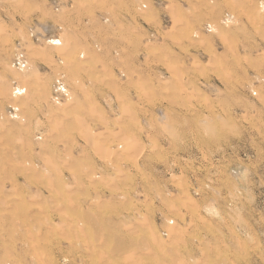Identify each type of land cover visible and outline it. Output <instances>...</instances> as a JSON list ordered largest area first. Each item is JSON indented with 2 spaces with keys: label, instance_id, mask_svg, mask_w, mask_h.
I'll return each mask as SVG.
<instances>
[{
  "label": "rangeland",
  "instance_id": "374dc122",
  "mask_svg": "<svg viewBox=\"0 0 264 264\" xmlns=\"http://www.w3.org/2000/svg\"><path fill=\"white\" fill-rule=\"evenodd\" d=\"M263 8L264 0H0V264H104L139 233L117 218L127 200L138 203L135 220L164 231L167 217L186 213L175 200L181 186L204 206L206 228L172 241L178 260L264 264ZM149 82L159 85L154 99L139 97ZM18 86L26 93L16 97ZM57 99L72 105L54 112ZM87 125L98 150L119 148L131 160L122 161L120 198L104 184L119 157L105 161L87 146L74 151L87 149L86 165L72 166L67 144ZM99 199L112 223L90 229L72 206ZM153 258L135 264L164 260Z\"/></svg>",
  "mask_w": 264,
  "mask_h": 264
},
{
  "label": "bare ground",
  "instance_id": "6f19581e",
  "mask_svg": "<svg viewBox=\"0 0 264 264\" xmlns=\"http://www.w3.org/2000/svg\"><path fill=\"white\" fill-rule=\"evenodd\" d=\"M235 1V0H234ZM171 5V4H170ZM263 7V6H262ZM196 8V7H195ZM146 9V8H145ZM66 10V9H65ZM68 10V9H67ZM66 10V11H67ZM197 10V9H196ZM243 10V9H242ZM262 10V9H261ZM260 10V11H261ZM263 10H264V8H263ZM66 11H63V12H66ZM145 11V10H144ZM172 11V10H171ZM259 11V12H260ZM62 12V13H63ZM65 15V14H64ZM173 17V16H172ZM249 17V16H248ZM177 19V18H176ZM182 20V19H181ZM180 20V21H181ZM179 23H182V22H179ZM226 23H228V22H226ZM231 23V22H230ZM233 24V23H232ZM41 26H43L44 28H49V24H43V25H41ZM173 26V25H172ZM38 27V26H37ZM175 27V26H174ZM209 27L210 28H212L213 30H215L214 28H216V26L215 27H213V25H211V24H209ZM228 27H229V25H228ZM212 30V31H213ZM219 30V29H218ZM218 32V31H217ZM41 33V32H40ZM67 33V32H66ZM220 33V32H219ZM63 35H65L64 33H63ZM63 35H61V36H63ZM68 35V34H67ZM67 35H65V36H67ZM184 35V34H183ZM197 35L198 34H195L194 32H188V33H186V35H184L183 37L184 38H186V39H192V38H194V37H197ZM64 37V36H63ZM199 37V36H198ZM61 39L63 40V39H66L65 37L64 38H62L61 37ZM61 39H50L51 40V43L53 44V45H62L65 41H62ZM49 40V41H50ZM199 41V40H198ZM228 41V43H231L232 42V39H229V40H227ZM226 41V42H227ZM48 42V41H47ZM67 42V41H66ZM69 42V41H68ZM181 42V41H180ZM70 43V42H69ZM66 43H64V45H65ZM71 44V43H70ZM70 44L68 45L67 44V47H70ZM66 46H65V48H67ZM55 48V47H54ZM58 48H59V54H60V52L62 53V51L64 50L63 49V47L61 48L60 46H58ZM61 48V49H60ZM176 49V48H175ZM65 51H67V49L65 50ZM188 51V50H187ZM64 52V51H63ZM236 52V51H235ZM65 53V52H64ZM234 53V52H233ZM58 54V55H59ZM261 54V53H260ZM60 56V55H59ZM63 56V55H62ZM83 56V55H82ZM65 57V56H64ZM63 57V58H64ZM62 57H61V61H62V63L63 62H65L66 60L65 59H63ZM66 59H67V57H66ZM66 63V62H65ZM196 64V63H195ZM25 65V64H24ZM35 65V64H34ZM23 66V65H22ZM31 66V65H30ZM193 66H194V61H193ZM25 67V66H24ZM31 68V67H30ZM32 69V68H31ZM25 70V69H24ZM74 72H75V69L72 67V68H70L69 69V73H70V75H71V77H73V74H74ZM18 75V74H17ZM227 75V74H226ZM230 75V74H229ZM228 76V75H227ZM229 77V76H228ZM18 78V77H17ZM25 78V77H24ZM44 79V78H43ZM26 80H29V79H26L25 78V81ZM32 80V82H33V79H30V81ZM30 81L29 82H27V83H30ZM40 81V80H39ZM31 82V83H32ZM60 82V81H59ZM77 82V81H76ZM30 83V84H31ZM50 83V82H49ZM38 85H39V83H37ZM64 84V83H63ZM78 84V83H77ZM80 84V83H79ZM78 84V85H79ZM32 86V85H31ZM33 87V86H32ZM208 87H209V85H208ZM211 87V86H210ZM34 88V87H33ZM41 88V87H40ZM61 88V87H60ZM212 88H213V86H212ZM216 88V87H215ZM214 88V89H215ZM34 89H37L36 87L34 88ZM61 89H64V92H65V95L68 97V100L71 102V103H73L72 102V100H73V96H72V93L70 92V90H68L64 85H63V87L61 88ZM57 90V89H56ZM84 90V89H83ZM159 90V85L157 84V83H155V82H149L148 84H146V86H144V88H141V90L139 91V93H138V96L139 97H144V98H151V99H154L153 97H155V93L157 92ZM25 94L26 93V89L25 88H22V87H20V86H18V87H16L15 89H14V91H13V94L15 95H22V94ZM28 93V92H27ZM29 94V93H28ZM15 95V96H16ZM17 97V96H16ZM26 97H28L27 95H26ZM31 98V97H30ZM36 98V97H35ZM19 99V98H18ZM20 101V100H19ZM60 100L59 99H57L56 100V106H55V108H54V112H58L60 109H63V107H67L68 105H72V104H66L65 102H59ZM74 101V100H73ZM30 102V101H29ZM35 102H33V104H34ZM58 103V104H57ZM32 104V105H33ZM41 104V103H40ZM94 106V105H93ZM141 108H143V107H141ZM31 109V108H30ZM29 109V110H30ZM90 109V108H89ZM92 109H96V107H93ZM76 111V110H75ZM91 111V110H90ZM98 111V110H97ZM97 111H93V113L94 114H97L96 112ZM79 114V113H78ZM55 116V115H54ZM53 116V117H54ZM48 117H50V116H48ZM47 117V118H48ZM79 117V116H78ZM21 118H23V120H24V117L22 116ZM65 118V117H64ZM66 118H68V116L66 117ZM76 118H77V116H76ZM63 119V118H62ZM82 119V118H81ZM80 119V120H81ZM20 120V119H19ZM22 120V119H21ZM85 120V119H84ZM83 119H82V121H84ZM25 121V120H24ZM50 121V120H49ZM64 120H62L61 122H63ZM77 121H78V118H77ZM40 122V121H39ZM60 122V123H61ZM69 122V121H68ZM0 123H2L1 121H0ZM84 123V122H83ZM164 123H165V121H164ZM39 124V123H38ZM63 124V123H62ZM169 123H167V125H168ZM25 125V124H24ZM56 125H58V128H61L62 127V125H61V127H60V124H56ZM137 125V124H136ZM165 125H166V123H165ZM167 125H166V127H167ZM80 126H82V125H80ZM88 126V125H87ZM170 126V125H169ZM168 126V127H169ZM91 127L92 126H88V127H82V128H84L83 129V131L81 130L80 132L82 133V140H76V138L75 139H73V140H71V142H69L68 144H67V147H66V151H67V154H71V157L73 158V163L71 162V160H70V162L72 163V166L73 167H82V166H85L86 165V162L89 160V154L87 153V149L86 150H84V151H86V152H84V151H82V152H78V154L76 153V154H74V151H78V150H82V149H84L85 147H87V146H90L93 150H95V149H97L96 151H94V152H96V153H100L99 151H101V153H102V150H98L99 149V147L98 146H100L99 144H98V142H97V140H96V138H95V135L93 134V132L94 131H92V129H91ZM167 127V128H168ZM5 128V127H4ZM163 129H166L165 127H163ZM5 130V129H4ZM49 133V132H48ZM56 133V132H55ZM102 136H103V134L105 135V133H100ZM101 135H99V137H101V138H103ZM64 137H66V138H64V140H69V139H71L70 138V136L68 135V134H65V136ZM69 137V138H68ZM104 137H106V136H104ZM45 141H46V139H45ZM100 141V140H99ZM41 144V143H40ZM42 144H43V142H42ZM113 145V144H112ZM45 146V145H44ZM43 146V147H44ZM101 147V146H100ZM103 147V146H102ZM65 148V147H64ZM57 149V148H56ZM45 150V149H44ZM43 150V151H44ZM42 151V152H43ZM98 151V152H97ZM87 153V154H86ZM95 153V154H96ZM100 153V154H101ZM43 154V153H42ZM46 154V153H45ZM48 154V153H47ZM97 154V155H98ZM65 155V154H64ZM7 156V155H6ZM48 157H49V155H47ZM46 156V157H47ZM60 155H58V157H59ZM113 156H117V157H119L118 158V164L115 166V168L113 169V171H112V173H111V175H110V178H111V181L110 182H108V181H105V185H107L108 186V188H111V189H113V193H114V198H120V197H122V196H124L125 194H126V192H127V190L125 189V188H123L122 187V185H123V182H121L119 179H120V177L124 174V169H123V164H122V161H124V160H128V158H126L125 156H123V153L122 152H120L119 151V148L118 149H112V148H104V150H103V154H101V157L100 158H102L103 160H107L108 158H111V157H113ZM71 157H69L67 160H69V159H71ZM51 158V157H50ZM46 159V160H48V162H51V159ZM62 158V157H61ZM63 159V158H62ZM66 159V158H65ZM111 159H113V158H111ZM50 160V161H49ZM54 160V159H53ZM102 160V161H103ZM64 161V160H63ZM128 161H131V160H128ZM133 161V160H132ZM47 162V161H46ZM47 162V163H48ZM62 162V161H61ZM68 162V161H67ZM66 161H65V164L67 163ZM55 163V162H54ZM63 163V162H62ZM69 163V162H68ZM51 164H52V162H51ZM64 164V163H63ZM55 165V164H54ZM53 164H52V166L53 167H55ZM27 166V165H26ZM69 166V165H68ZM45 168V167H44ZM43 168V169H44ZM71 168V167H70ZM86 168V167H85ZM51 169V168H50ZM57 170H58V168H56ZM55 169V170H56ZM26 170H27V168H26ZM29 170V169H28ZM138 170H140V169H138ZM25 171V170H24ZM64 171V170H63ZM90 171V170H89ZM26 172V171H25ZM47 172H49V171H47ZM51 172V171H50ZM28 173V172H27ZM50 174V173H49ZM88 174V173H87ZM86 174V175H87ZM98 174H100L98 171H94V172H91L90 173V176H93V178L95 177L96 178V176H98ZM85 175V174H84ZM52 176V175H51ZM173 176H174V174H173ZM176 176V175H175ZM185 176V175H184ZM220 176V175H219ZM177 177V176H176ZM103 178V177H102ZM144 178V177H143ZM175 178V177H174ZM181 178V177H180ZM105 179V178H104ZM175 179H179V177L178 178H175ZM175 179H174V182H175ZM183 179V178H182ZM96 180V179H95ZM78 181V180H77ZM93 181H94V179H93ZM102 181H103V179H102ZM134 181V179H130V181L129 182H133ZM82 182V181H81ZM182 182V181H181ZM91 183V182H90ZM78 184H79V182H78ZM92 184V183H91ZM182 185V184H181ZM180 185V186H181ZM89 186V185H88ZM150 187V186H149ZM182 187V191H181V193H180V195H178L176 198L177 199H175V200H180L181 199V202H183L185 205V207H186V213H184V214H180V216H179V218L178 219H174V218H170V217H167V219H166V229L164 230V231H155V232H152V230H150L149 229V224H151L149 221L148 222H146L147 220V218L146 217H144L145 218V220L142 218V217H140V219H137V220H135V215L133 216V209L135 208V209H137V206H136V203L137 202H135L132 198L131 199H125V200H127V203H126V201H125V203L128 205H126V207H125V205H123L124 206V209H125V211H126V213H125V215H118L117 216V218H119L120 220H121V224H123L124 226H127V224H129V226H135V227H138L137 229H138V231H139V233H138V231L136 232V233H138L137 234V237H136V239H134V241L131 243V244H129V245H126V246H124V247H122L121 249H119L117 252H115V255H113L112 256V258H110V259H105L104 260V264H135V262H137V260L139 259V258H141V257H143V255H154V258H155V255L157 256V257H164V260H163V258H162V262H161V264H188L189 262H184V261H182V260H184V258L182 257H180V256H178V258H180L179 260L177 259V257L175 256V253H174V250H173V248L175 247V245L174 246H172L173 245V243H172V241H178L177 243H179V242H182V243H189V242H191V241H194V240H196V239H198V238H200L201 236H202V233H203V230L206 228V220H204L202 217L203 216H201V214H202V211H203V207L204 206H202V205H200L199 203H197L196 201H193V200H190L192 197H189V189H188V187H184L183 188V186H181ZM90 188V187H89ZM130 188V187H129ZM91 189V188H90ZM12 190V189H11ZM10 190V191H11ZM15 191H17V189L15 190ZM200 191H201V189H200ZM203 191V190H202ZM14 192V191H13ZM38 192V191H37ZM72 192V191H71ZM129 192V191H128ZM61 193V192H60ZM60 193H59V195H60ZM98 193V192H97ZM52 194V193H51ZM97 195V194H96ZM29 196H30V194H29ZM35 196V195H34ZM37 196V195H36ZM191 196V195H190ZM20 197V196H19ZM60 197V196H59ZM61 197H63V196H61ZM54 199L56 200L57 199V197L55 198L54 197ZM53 199V200H54ZM63 199H64V197H63ZM98 199V198H97ZM97 199H95V200H97ZM200 199V198H199ZM54 200V201H55ZM58 200V199H57ZM105 200V199H104ZM111 200V199H110ZM3 201V200H2ZM112 201V200H111ZM139 201V204H142L143 205V203L141 202V199L140 200H138ZM144 203H145V205H147V204H150V206H152L151 205V203H153L154 201L152 200V199H149V198H145L144 200ZM4 202V201H3ZM56 202V201H55ZM92 202V201H91ZM102 202V200L101 199H99L98 200V202L95 204V201L93 202V204L91 203V205L88 207V209L87 210H85L83 207H80V206H78L77 204H75V205H73L72 206V208H77L79 211H80V213H81V215H83V217L84 218H86V224H84L85 222L82 220V219H80V220H76V218H75V216H74V220H76V222L73 220V222H75L78 226H80L81 225V227H82V225L84 224V226H89V228L91 229V227H93V226H95V227H97V225L98 226H100L99 225V223H101V222H105L104 224L107 226V225H110L111 226V223H112V217L111 216H105L107 213H108V211L109 210H111V209H109L108 210V208H107V210H105V208H104V205H106L107 207H108V205L106 204V203H102L101 204V206H98V203L100 204ZM141 202V203H140ZM6 203V202H5ZM163 203H164V201H163ZM213 203V202H212ZM215 203V202H214ZM57 204V203H56ZM81 204V203H80ZM109 204H110V202H109ZM121 204V203H120ZM122 204H124V202H122ZM110 205H112L111 207H115V205L113 206V203L112 204H110ZM137 205H138V203H137ZM211 205V204H210ZM209 205V206H210ZM6 206V205H5ZM55 206V205H54ZM82 206H83V204H82ZM117 206H118V204H117ZM136 206V207H135ZM154 206V205H153ZM209 206H207V209L208 208H210ZM28 207V206H27ZM61 207V206H60ZM60 207H57V208H60ZM90 208V209H89ZM118 208H119V206H118ZM121 208V207H120ZM139 208V207H138ZM206 208V207H205ZM64 209V208H63ZM66 209V208H65ZM211 209L213 210V204H212V206H211ZM68 210V209H67ZM78 210H76V211H78ZM119 210V209H118ZM75 211V212H76ZM78 211V212H79ZM141 211V210H140ZM1 213V212H0ZM24 213V212H23ZM142 212H140V214H141ZM145 214V213H144ZM68 215H70L71 216V214H68ZM141 216H143V214L141 215ZM145 216V215H144ZM201 216V219L200 218H197V217H200ZM69 217V216H68ZM131 217V218H130ZM71 218H72V216H71ZM80 218V217H79ZM133 218H134V220H133ZM138 218H139V216H138ZM73 219V218H72ZM139 220V222H137ZM143 220V221H142ZM149 220V219H148ZM52 221L53 220H50V218H49V220H47L46 219V221L44 222V227H46V228H49V227H52ZM70 221V220H69ZM72 221V220H71ZM128 222V223H127ZM137 222V223H136ZM74 223V224H75ZM66 224V223H65ZM71 224V223H70ZM73 224V223H72ZM137 224H139L138 226H137ZM67 225H69V223L67 224ZM122 225V226H123ZM64 226V225H63ZM87 226V227H88ZM118 226V225H117ZM101 227V226H100ZM100 227H99V229H100ZM119 227V226H118ZM134 227V228H135ZM152 226H150V228H151ZM129 228V230H130V227H128ZM50 229V228H49ZM83 229V228H82ZM95 229V228H94ZM96 230V229H95ZM84 231V230H83ZM191 231H194V232H196V233H194L193 234V232L191 233V234H193L192 236H190L191 234H190V232ZM5 232V231H4ZM30 233V232H29ZM190 234L189 236H187L186 234ZM170 234H171V236H170ZM87 236V235H86ZM85 236V237H86ZM87 238H89L88 236H87ZM199 241V240H198ZM175 242V243H176ZM185 246H187V245H185ZM184 246V247H185ZM187 248V247H186ZM101 253V252H100ZM177 253V252H176ZM35 254H37V253H35ZM39 254V253H38ZM101 255H103V254H101ZM180 255V254H179ZM104 256H105V254H104ZM152 257V256H151ZM191 257V256H190ZM153 258V259H154ZM182 259V260H181ZM151 260H152V258H151ZM154 260H157V259H154ZM197 260V259H196ZM101 261H103V260H101ZM153 261V260H152ZM198 261V260H197ZM150 262V261H149ZM149 262H147L146 263V261L143 263V264H148ZM154 262V261H153ZM200 262V261H199ZM202 262V261H201ZM156 263H159V261L158 262H156ZM198 263V262H197ZM207 263V262H206ZM18 264V263H17ZM191 264H193L192 262H191ZM202 264V263H201Z\"/></svg>",
  "mask_w": 264,
  "mask_h": 264
}]
</instances>
